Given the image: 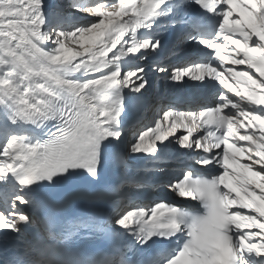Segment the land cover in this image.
<instances>
[{"label":"snow or ice","instance_id":"1","mask_svg":"<svg viewBox=\"0 0 264 264\" xmlns=\"http://www.w3.org/2000/svg\"><path fill=\"white\" fill-rule=\"evenodd\" d=\"M195 2L210 12L220 9L218 38L222 42L200 41L213 50L219 67L195 64L174 69L171 79L215 80L239 102L222 93V104L199 113L164 111L154 127L140 133L131 152L155 155L157 142L177 137L181 148L205 154L198 161L201 166L214 164L222 171L211 180L193 178L188 172L171 185L179 197L202 202L206 209L203 216L192 217L176 206L160 203L150 213L144 209L129 211L116 224L124 229L138 227L143 244L156 236L171 239L186 231L187 242L168 264H264V114L241 107L246 102L264 108V0ZM166 3L117 0L107 8L96 5L86 9L99 17L90 27L49 34L42 30V0H0V104L11 102L13 112L7 123L35 124L37 118L55 122V130L42 143L33 144L15 134L8 137L0 150V181L11 176L23 191L79 169L98 178L102 142L122 136V89L139 93L147 86L144 69L130 71L123 78L119 68L105 70L130 54L160 48L159 39L137 43V33L151 27L149 21ZM177 14L182 18L176 23L190 29L202 26L196 18L184 19L187 13L182 9L178 8ZM182 36L178 33L176 37L178 50L186 43ZM50 43L55 47L45 50ZM81 70L93 78L83 82L72 78ZM225 108L235 113L226 114ZM169 120L171 123L164 127ZM251 126L259 127V136L240 134V129ZM181 128L186 134L177 136ZM198 130L205 135L194 136ZM234 138L250 146L242 147L233 142ZM244 159L248 163H243ZM3 191L6 185L0 183ZM28 203L17 195L8 207L0 208V230L19 232L22 224L29 223L30 216L20 207ZM37 208H44L43 202ZM0 264L9 261L0 256ZM48 264H52L51 258Z\"/></svg>","mask_w":264,"mask_h":264},{"label":"bare ground","instance_id":"2","mask_svg":"<svg viewBox=\"0 0 264 264\" xmlns=\"http://www.w3.org/2000/svg\"><path fill=\"white\" fill-rule=\"evenodd\" d=\"M99 0H96L94 2H91L89 0L82 1V3H92L90 7H95L96 5H103L104 7H110L112 6L109 2L110 1H103L98 2ZM51 7L53 6V0H50ZM73 2V1H72ZM71 2H66L64 4V7L70 5ZM59 12L63 10L62 7L58 8L55 7ZM88 8V7H87ZM86 8V9H87ZM53 9V8H52ZM83 10V16L87 18H81L79 19V25L78 28L82 27H90L91 24L98 21V16H92L88 12ZM66 10H64L65 12ZM54 12V10H53ZM86 12V13H84ZM56 13V11H55ZM50 13H48L49 15ZM130 14V13H129ZM57 16V15H56ZM128 17L126 16L125 19ZM235 18V17H234ZM44 20H46L44 16ZM77 28V29H78ZM172 26L171 25H165L161 27H152L145 31H142L140 36L141 37H148L149 39H152L155 41L156 39H159L161 42L160 48H158L156 51L149 50H141L138 53L130 54L124 58H122L120 61L117 62V64H114L110 66L108 69H106V72L114 71L117 68L121 70V75L124 72H130L134 69L135 64H146L147 66H156L160 64H163L164 61H160L161 57L167 59L168 67L164 68L166 69L165 72L159 73L160 81L168 82V77L171 75L172 71L168 68H170L173 65L184 63L186 66H184L181 69L194 66L195 64H211L212 66L219 67V62L214 58V52L213 50L207 48L202 43V46H199L198 48L202 49V51L197 50L198 48L194 45H198V42L201 40H198V35L188 31L183 34L182 38L186 40V43L183 45L182 50H178L177 46H169L168 44L171 43L170 39L172 37ZM56 33V32H55ZM218 38V35H217ZM210 39L209 41L216 40L217 42H222L221 39ZM126 41L129 40V37L125 39ZM140 38L137 37V43L140 42ZM15 45L13 44V47ZM48 46V45H47ZM119 47V46H118ZM195 50V52H194ZM187 51V52H186ZM187 53V59L186 61H179V58L184 55L183 53ZM193 52V53H192ZM111 55V54H109ZM138 56V57H137ZM140 56H145L142 60H139ZM138 60H137V58ZM136 59V60H135ZM175 59H177V63H175ZM139 64V65H140ZM239 68H244L245 66H236ZM144 68V67H143ZM147 71H144L143 75L145 78V75L147 74ZM74 79H79L81 81L93 78L90 74H87L84 70H81L77 72L74 77ZM152 76H149L148 82L152 80ZM170 82V81H169ZM179 89H176V91L169 92L167 95H158L156 96L155 93L151 91H142L144 94L148 97L147 99V105L141 112H136L133 109H131V114L128 118L125 117V110L123 111V114L120 117L121 125L120 128L122 129V136L121 139L115 140L113 138H109L106 141L102 142L101 145V154L105 150V148H110L114 151H119L121 148L118 147L120 144H124V154H127V147L124 143V134L125 131H139L141 128H143L145 125L151 124L154 120V118L161 112V110L165 107H171L170 110L174 111H183V112H193V113H199L202 110H205L207 108H210L209 102L215 103L217 99L220 97V95L223 93L227 95L230 99L239 102V99L231 93H227L226 90L222 88L221 85L215 80L212 79H206L202 82L200 81H194L190 77H185L183 81L178 82ZM191 84L192 88L194 89V93L189 94L188 92H183L185 90V86ZM173 85V82L170 83V86ZM164 88H162L163 91ZM169 90L171 88H168ZM126 92H128V97H133V91L129 88L124 89ZM157 93V92H156ZM163 94V93H162ZM136 97L138 96L135 95ZM9 103L11 102H5L4 104H0V120L3 121L4 127H3V134H0V137L5 134V125L9 126L7 123L9 117L13 115L12 109L9 107ZM130 101L127 103L129 105ZM223 103V102H222ZM125 106L129 109V107L124 103ZM124 106V108H125ZM241 106L245 110L254 111L257 114H264V108H256L255 106H249L246 102L242 103ZM130 110V109H129ZM226 114H234L235 110L231 108H225ZM55 122L51 120H47L44 118H37V123H24L19 122L16 126L10 125L9 129L6 131V133L10 132H16L20 133V137H26L27 141L30 143H37V142H44L46 141L51 131L55 130L53 128ZM171 123V120L168 121V125ZM165 127V126H164ZM242 134L243 135H257L259 136V127L258 126H251L247 128H242ZM186 134L184 129H178L176 135H182ZM194 136H201V132L198 130L194 132ZM196 137H194L195 139ZM177 137H169V140L165 141L164 143L160 144V142H157L158 151L155 155H149V154H134L133 162L126 161L125 166L132 164L134 166V169L130 172L131 175H136L134 181L128 179H124V177H120L115 182L110 183L103 182L101 184L100 190H105V192L108 195V201L111 203V215H114L115 213L121 214V218L129 211L137 210V209H144L150 213L151 209L157 205L160 204L161 198L163 196L155 195L153 189V183L151 184V181L148 179L150 178V175L152 176L153 172L154 175H158V172L161 170L158 169L159 166H165L166 168H169L170 170L166 171L167 178L164 179V173L159 174L156 178V181H160L161 183H169L171 181V178H173L175 175L179 174L181 171H190L191 166L189 165L191 163V160L197 158V154L199 151H192L189 153V151L186 152L188 154L186 158H188V162H183L181 158H179L178 154L180 152L179 149L176 147L179 146V144L176 142ZM234 143L240 144L242 147H245V145L248 144V142L244 141H237L233 140ZM193 150V149H192ZM224 151H227V146L225 147ZM199 158H201V154H198ZM155 157V162H149L147 165L143 163L146 158H153ZM185 158V157H184ZM243 163H248L246 159L242 161ZM147 168H142V167ZM209 170L213 177H216L220 174L222 171L221 168H219L216 165H210ZM258 167V166H257ZM166 170V169H163ZM99 171H101V168H98V174ZM146 172L148 175H146ZM198 173H201V171H198ZM139 175V176H138ZM101 177V176H98ZM91 180H94L91 175L83 170H75L70 171L67 174L60 175L54 178L55 183L63 187L61 191V195H71L73 192L72 190L81 188L82 190L88 191L91 187ZM182 180V179H181ZM8 181V182H7ZM178 182V181H176ZM2 184L6 185V191L0 192V208H6L7 207V201L10 197L15 198L17 195H22L25 197L26 193L25 191H20V188H16L15 184L10 182L7 178L4 181H1ZM128 183H134V185L130 186ZM152 185V186H151ZM171 186V185H170ZM161 188L157 187L156 189ZM171 188V187H168ZM136 191L137 194H132L130 191ZM169 199V198H167ZM164 198V200H167ZM14 200V199H13ZM12 200V201H13ZM78 200L81 201L82 197H78ZM173 203L178 204L179 198H175ZM22 210L29 215V211L27 208H24V205L20 206ZM176 207L180 208V205H177ZM72 213H74V223H78L81 221L80 217V208L72 210ZM108 218V217H107ZM106 217L103 218V221H106ZM110 219V218H109ZM108 219V220H109ZM29 223H32L31 220ZM27 224H22L20 226L19 232H14L11 230H0V256H2L5 260L9 261V264H46L44 259L41 260V257L39 255V251L41 249L40 246L31 247V240L30 237H34L37 240H42V235H40L39 232L36 231L34 227H26ZM106 223H104V228H109L105 226ZM113 229V227H110ZM117 229L121 230L123 228L117 226ZM244 231H248L247 229H244ZM23 235V238L20 235ZM18 241V242H17ZM255 255L253 254L252 259L255 260ZM163 259V258H162ZM161 259V260H162ZM126 257L125 254L121 251L117 252L114 255L109 256L108 258H103L96 260L92 262L91 264H126Z\"/></svg>","mask_w":264,"mask_h":264},{"label":"rangeland","instance_id":"3","mask_svg":"<svg viewBox=\"0 0 264 264\" xmlns=\"http://www.w3.org/2000/svg\"><path fill=\"white\" fill-rule=\"evenodd\" d=\"M82 1H86V0H53V6L51 7L50 6L51 5L50 0H42V13H43V18H44V16L46 18L45 24L43 25V29L42 30L44 32L49 33V34H53L55 32L56 33H60V32L69 33V32L75 31L78 28V25L80 24L79 23V19H81V18H87V17L83 16V14H82L83 13V10L86 9L87 7L88 8H93V7H90L91 5H93L92 3H88V2L82 3ZM89 1L94 2L96 0H89ZM103 1H110L109 3L111 5H115L117 3V0H99L98 2H103ZM66 2H69V3L71 2V4L68 5V6H66V8H65L64 7V4ZM55 7H58V8H61L62 7L61 10H63V12L61 11L60 14H59L58 13L59 11ZM53 10H54V12H53ZM64 10H66V11L64 12ZM55 11H56V13H55ZM86 12H84V13H86ZM48 13H50V14L48 15ZM216 35H217V33H215V35H214L213 38H215ZM137 37L141 39L140 42H142L144 39H149L148 37H141L140 35H137ZM194 46L198 48L199 46H202V45H201L200 42H198V45H194ZM44 47H45V50L51 51L52 48L55 47V45L50 43L48 46L45 45ZM197 50L202 51V49H200V48H198ZM194 52H195V50H194ZM183 54L184 55H182V57L179 58V61H186V59L188 58L187 57V53L184 52ZM144 57L145 56H140L139 57V60H142ZM137 60H138V58H137ZM166 60L167 59H165V58H161L160 61H164L163 64H160L159 63V65L156 66L155 68H154V66H147L146 64H140V63L135 64V67H134V69L132 71H136L138 69H144V71H147L148 72L145 75V79L147 80V86L142 91H145V92L146 91H151V92L155 93L156 96H158L159 94L160 95H164V94L167 95L169 92L171 93L173 91H176V89H179V86H178L179 83L178 82H175V81H173L171 79L172 73L168 77V79H169L168 82H165L164 81L163 84H162V80L160 81V76L158 75L160 73L159 69L161 67H164V68H167L168 67V65H166L167 64V61ZM174 61H175V63H177V59H175ZM184 66H186V64L181 63V64L173 65V66H171L168 69H170L173 72L174 69H181ZM126 73H128V72H124L121 75V78H123ZM149 76H152L153 77L150 82H148V79H147ZM171 82H173V85L172 86H170V83ZM191 86H192L191 84L185 86V90L182 91V93L183 92H188V93L190 92L189 94L194 93L195 91H194V89ZM162 88H164L163 91H162ZM168 88H171V89L169 90ZM124 89H126V88H124ZM133 94L135 95L137 93L134 92ZM211 106H215V105L212 104ZM170 109H171V107H165V108H163L161 110V112L154 118V120H153V122L151 124L145 125L139 131H136V132L130 131V130H129V132L125 131L123 141H124V143L126 144V147H127V155H128V160L127 161L133 162L134 154L131 152V147L137 141L140 133L143 132V131H145V130H147L150 127H154L156 121L162 118L163 112L164 111H167V110H170ZM0 122L3 123V121H1V120H0ZM164 126L165 127L168 126V121L164 122ZM3 127H4V124H3ZM9 127H10V125L9 126H6L5 125V128H4L5 129V134L0 137V150H2V148L6 145L7 139H8V137L10 135L15 134L18 137H20L19 136L20 133H16V132L6 133V131L9 129ZM122 129H123V127H121V131H122ZM245 146H250V145H245ZM179 158H181V160H182V156L181 157L179 156ZM184 160L185 159H183V161ZM184 162L186 163L187 161L185 160ZM133 169H134V166L132 164L127 165V167L125 168V171H126L125 176L126 177H129V179L132 180V181H134V179H132V178H134V176L130 175V172ZM158 169L161 170L160 172H158V175L161 174V173H164L163 178L164 179L167 178L168 175H166V170L168 168H166L165 166H159ZM163 169H166V170H163ZM151 179H154V178H151ZM0 183H1V181H0ZM153 184H154L153 185V189H151V190L154 191V194L155 195H159V196H161L164 193L163 192L164 191L163 187L169 186V183H161L160 181L153 182ZM128 185L132 186V185H134V183H128ZM157 187H161V188L156 189ZM131 190L132 189H130L129 192H131L132 194H135V196H136L137 192L134 191V190L133 191H131ZM170 194L172 196H175V198L176 197L177 198L179 197L175 192H172ZM13 199H12V197L9 198V200L7 201V207L11 204V202H12ZM24 208H25V205H24ZM120 218H121V214L119 215L118 213H115L114 215H111L110 216L109 222L107 224H109V226L113 227V229L116 230L117 229V226H118L116 224V221L118 219H120ZM26 227L27 228L28 227H34V225L32 223H29ZM20 236L23 238V235L22 234Z\"/></svg>","mask_w":264,"mask_h":264}]
</instances>
